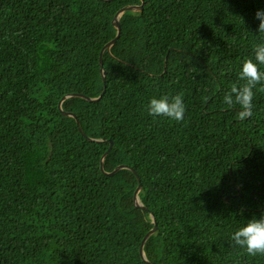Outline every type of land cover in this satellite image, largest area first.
I'll return each mask as SVG.
<instances>
[{
  "label": "trees",
  "instance_id": "1",
  "mask_svg": "<svg viewBox=\"0 0 264 264\" xmlns=\"http://www.w3.org/2000/svg\"><path fill=\"white\" fill-rule=\"evenodd\" d=\"M142 4L120 17L105 81L113 20ZM262 9L0 0V264H264L230 241L264 214V92L243 121L223 101L264 42ZM180 93L182 122L148 114L151 99ZM123 164L136 173L106 174Z\"/></svg>",
  "mask_w": 264,
  "mask_h": 264
},
{
  "label": "clouds",
  "instance_id": "2",
  "mask_svg": "<svg viewBox=\"0 0 264 264\" xmlns=\"http://www.w3.org/2000/svg\"><path fill=\"white\" fill-rule=\"evenodd\" d=\"M256 19L260 21L258 32L264 33V9L257 10ZM254 60L244 61L238 74L243 84H233L223 97L224 104L232 108L239 106L238 119L243 121L252 116L254 89L264 92V71L260 70V65H264V42L254 45ZM257 85H262L257 88ZM150 116H164L171 120L182 122L185 117L186 105L183 101V93L171 98L163 96L159 99L153 98L147 106ZM230 241L235 246L246 250L251 256H264V214L259 219L253 218L244 226L231 234Z\"/></svg>",
  "mask_w": 264,
  "mask_h": 264
},
{
  "label": "water",
  "instance_id": "3",
  "mask_svg": "<svg viewBox=\"0 0 264 264\" xmlns=\"http://www.w3.org/2000/svg\"><path fill=\"white\" fill-rule=\"evenodd\" d=\"M108 1H109V0H108ZM142 8H143V4H142V5H126V6H124V7H122L121 9L118 10V12H117V14H116V16H115V18H114V20H113L114 24H115L116 27L118 28V30H117V34L115 35V37H114L110 42H108V43L102 48L101 53H100V66H101V71H102L103 74H104V80H105V81H106V76H105V70H104V66H103V54H104V52H105L106 50H110V49H111V47L114 45V43L116 42V40H117V39L120 37V35H121V31H122V27H121V24H120V17H121V15L123 14L124 11H126V10H128V9H131V10H138V9H142ZM105 92H106V89L103 91V93L101 94V96L98 97V98H89V97H86V96H83V95H81V94H77V93L68 94V95H65V96L60 100V102H59V106H60V108H62V103H63V101H64L66 98H69V97H71V96H82V97L87 98V100H89V101H99V100L103 97V95L105 94ZM70 115H72V116H74V117L76 118V116H75L73 113H71ZM77 124H78V126H79V130L83 133V130H82V128H81V125H80L79 120H77ZM110 144H111V145H110L109 149L104 153V155H103V157H102V161H101V170L104 171V172H105V170H104V161H105V158L107 157V155L110 153V151H111V150L113 149V147H114V144H113L112 141L110 142ZM124 168H131V169H133V168L130 167L129 165H127V164H123V165H119L118 167H116V169H114V170L111 171V172H106V174L112 176V175L116 174L118 171H120V170H122V169H124ZM133 170H134V169H133ZM134 172L136 173L135 170H134ZM137 177H138V180L140 181V178H139V175H138V174H137ZM140 190H141V184L139 183V185L137 186V188H136L135 191H134V196H133V198H134V203H135V205H136L137 207H140V208L146 209L145 206L142 204V202H141V200H140V198H139V195H138L139 192H140ZM151 217H152V219L154 220L155 225H154L153 228H151V229L149 230V232L146 233V235L144 236V238H143V240H142V242H141V246H140V253H141L143 259H145L146 261H147V258H146V255H145L144 246H145L147 240L149 239V237H150L152 234H154V233L158 230V223H157V220L155 219V217H154L153 214H151ZM150 264H152V263H150Z\"/></svg>",
  "mask_w": 264,
  "mask_h": 264
}]
</instances>
